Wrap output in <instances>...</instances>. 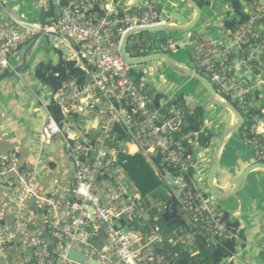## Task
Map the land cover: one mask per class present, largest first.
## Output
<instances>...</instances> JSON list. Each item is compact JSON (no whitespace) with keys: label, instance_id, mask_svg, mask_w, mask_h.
Segmentation results:
<instances>
[{"label":"built area","instance_id":"2783aa9c","mask_svg":"<svg viewBox=\"0 0 264 264\" xmlns=\"http://www.w3.org/2000/svg\"><path fill=\"white\" fill-rule=\"evenodd\" d=\"M251 14V21L235 32L223 29L228 46L203 35L188 46L197 72L209 76L218 97L243 116L244 143L253 149L257 163H264V25L258 13ZM46 23L44 36L53 48L77 61L90 80L83 88L75 81L65 83L53 95L64 125L48 111L43 127L44 143L63 141L73 170L69 185L57 184L50 194L40 196L35 190L36 170L23 164L16 153L0 156V253L6 264H15L11 250L27 256L25 264H79L68 259L71 250L100 264H175L177 254L170 257L165 252L161 229L151 224L148 206L118 162L119 153H126L123 144L110 146L118 126L139 152L149 159L159 153L162 163L176 172L169 186L172 198L182 190L179 207L207 244L235 240L242 248L241 231L230 229L213 206V197L193 183L185 143H191L198 133L177 139L186 125L185 113L177 108L167 114L155 112L145 83L136 80L135 66L121 53L128 32L167 24L157 3L151 0L141 10L121 7L117 0H69ZM40 33L39 24L16 18L0 26V78L16 68L15 53ZM130 38L141 57L151 49L167 54L179 48L170 41L152 43L140 32ZM90 122L97 123L99 135L84 139L80 125ZM31 200L43 225L25 211ZM8 212L13 215L12 227L6 222ZM122 223L133 227L123 228ZM102 229L107 244L99 249L96 243L103 237ZM183 232L169 243L187 244ZM237 253L224 264H234Z\"/></svg>","mask_w":264,"mask_h":264},{"label":"crops","instance_id":"0c3cea01","mask_svg":"<svg viewBox=\"0 0 264 264\" xmlns=\"http://www.w3.org/2000/svg\"><path fill=\"white\" fill-rule=\"evenodd\" d=\"M68 1L69 0H51L49 3L50 7L47 8L46 4L48 3V0H0V26H4L10 23L12 18H16L18 20L24 21L21 19V17H25V16L21 15V11H20V7L22 5L27 4L29 5V7H32L34 13L37 14V21L31 24H39V11L41 10L42 7H45L47 10H49V12L52 9V7H54L55 14L54 16H51V17H55L61 12V8L64 6L63 3L68 2ZM150 1L151 0H126L125 3L127 4H123V3H119L117 0L119 6L121 7L123 6V7L135 8V9H141V10H144ZM154 1L157 3L159 7V11H160L162 19L167 21V24L171 26L186 27L193 21V19L196 16L195 11L189 5L185 4L184 1H181V0H154ZM14 2L22 3V5L16 4ZM54 3H56L57 7L54 6ZM163 4L167 7L166 10H164ZM212 7L214 10L213 15L206 16L202 25H200L198 30H195L194 32L184 34V36L183 34H177L175 37L171 36L168 38L165 36H161L159 34L157 35L152 34L150 36L145 35V37L152 43H161V42H166V41L178 43L177 41H183L184 39L187 38L188 42L184 45V47L187 49V54L182 52L179 47L177 51L171 52L172 54L170 55L172 56L170 57L177 65L187 68V69L195 70L190 67V65L192 66V62L189 58L190 48L188 46V43L192 39H194L197 36L203 35V36L210 37L212 40L215 37L214 39L218 42L220 41V39L222 40V43L226 42L225 44H222L220 42V44H217V45H222V46L229 45V39L224 34L223 32L224 30L222 28L226 15L228 12H230V10H228V5L220 4L219 8H217V5L211 6V8ZM171 8L173 9L172 12L174 11L179 12L181 14V17L173 18L172 14H168V9H171ZM204 10L206 9L205 8L202 9L201 19L199 22L202 21ZM248 10L250 9L246 8V11ZM209 21H212V23H215L212 26L216 25L220 27L223 35H220L217 30L214 33L215 29H213V31L208 32V28L206 29L205 25ZM197 26L198 25H196V27ZM166 38L167 40H164ZM133 50L135 51L134 48ZM27 51H28V47L25 52V55L27 54ZM157 53H162V52L159 49H151L148 55H153ZM33 54H34V49L32 51V55L28 56L27 63H28V59L31 58ZM25 55H24V59H25ZM158 61L160 62L158 66L166 65L164 61L162 60H158ZM27 63H26V66H27ZM13 64L15 67H17L15 62ZM148 64L149 63H144L141 65L135 66V73L143 75V73L147 71L146 66ZM141 67H143L145 70ZM26 75L32 76L34 75V73L31 71H28ZM180 78H182L181 79L182 83H181L180 90L178 91H182V90H185V88L192 87V90H189L188 93L186 91V93L184 94L185 100L187 103V109L193 112L197 108H201L203 109L204 113L205 111H207V109H210L211 101L208 96V93L206 92L205 87L200 82L196 81L195 79H192V78L184 79L185 77H183L182 75L180 76ZM142 81L146 85L144 77L142 78ZM194 89L197 91V93H199L200 99L203 101V103H198L197 100H193V98L191 97L193 96L192 93H194ZM203 90L206 92V96L203 95ZM52 99H53V96H52ZM151 99L153 101V106H152L153 110L160 114L161 113L165 114V112L163 111L166 108L168 102L172 100L173 97L169 98L166 95L165 90H163L157 96L151 97ZM162 99H165V103H162ZM50 104L51 103H48L47 106L43 104L47 112H48V107L50 106ZM33 110L37 111L32 104L21 103L20 101L14 99L13 96H11L10 94L9 96L6 94V98L0 101V156L6 155L9 153H16L21 158V161L23 164L33 167L36 170L37 175H38V181H37L35 190L38 195L45 196V195L50 194L57 184L69 185L72 181L73 170H72L69 157L67 153L65 152V150L63 149L64 147L60 139H55L51 144L55 143L57 145V148L59 150L57 151L55 155L62 157L64 161L63 167L58 168L55 161H49L46 165H41V164L39 165L38 162H35L33 160L35 156V152H33V146H32L33 141L31 140L32 132H33L32 131L33 120L31 119L32 117L31 114ZM22 111H26L29 113L28 128H23V129L21 128V125L24 124L23 122L24 118L21 117ZM227 111L229 113V117H227L226 119H223V122L225 121L227 122L225 131L235 122L234 115L229 110ZM45 122L43 123V127H44ZM210 126H212V123L206 122V124H204L203 127L204 129L208 131ZM81 127H80L81 135H83L82 137L84 139H93L99 135L97 123L90 122L89 124H83V126ZM218 130L219 129H217L216 131L214 130V132H216L215 137H217V134L219 132ZM219 133L220 135L222 134V132H219ZM220 140H221V136L217 138V141L214 146H212L210 143V146L208 148H204V149L202 148L203 151H201L200 149L199 150L196 149L197 147L194 150L192 143L194 142V146H195L196 140L191 142L192 151L190 154V162L193 168L192 169L193 183L198 188H200L203 192L210 195V197H213V196L211 195L210 190H209L208 179H209L210 171L212 168L214 149L217 147ZM233 140H234L233 136H228L225 140V144L222 150L218 154L219 166H218V170L216 172L215 180H214L215 185L217 187L225 189L226 193H229L232 191V188L230 187L232 181L236 179L246 168L254 164V163H251V161L247 157H242L240 153H237L239 160H237V163L233 165L231 170H228L227 160H226L225 155L227 151L232 150L231 148L233 146L231 145V143ZM51 144H47V145H51ZM123 147L126 153H128L129 155H135L139 153L137 146L130 141L126 144H123ZM234 151H233V155H234ZM160 174H161V177L164 179V182H166L165 183L166 186L169 188L171 182L167 183L166 181V178L168 175L167 172H162ZM250 175L264 178V170L256 169L253 172H251L246 177L242 185V188L236 197L231 198L226 201H219V202H221V205H220L221 209L224 210V212L223 211L222 212L228 213L230 215V220L232 222H238L240 224L239 229L242 233V239H243L244 244L242 248H239L238 250L237 262L239 261V258L243 254V252L245 253L248 251L247 254L245 253L246 263L254 264L258 260L264 261V186L251 184L253 180L250 181L251 180ZM213 200H214V197H213ZM165 209L166 207L164 208L163 216L165 215ZM25 211L30 216L34 217L40 223V225H43L42 217L39 214V211L37 210V207L34 201L31 200L25 205ZM222 212L220 213L223 214ZM178 215L184 217L183 212L179 211V209H178ZM6 222L8 223L9 226L11 227L13 226V215L11 212L6 213ZM188 224L190 225L191 229H193V226L191 225L189 221H188ZM164 239L166 240L165 237ZM170 239H172V237H170L168 241H170ZM185 239L187 240L188 243L183 244V246L191 250L194 247L192 245L193 236L191 235V233H187V234L185 233ZM168 244L172 246V244H170L169 242ZM166 246H167V243H166ZM11 256L15 264H25L24 261L25 259L28 258L27 256L18 253L16 250H11ZM0 264H6L1 253H0Z\"/></svg>","mask_w":264,"mask_h":264},{"label":"trees","instance_id":"16d2710c","mask_svg":"<svg viewBox=\"0 0 264 264\" xmlns=\"http://www.w3.org/2000/svg\"><path fill=\"white\" fill-rule=\"evenodd\" d=\"M194 1L201 9H203L204 5L208 4L206 0ZM255 1L256 0H225L226 3L230 4L231 11L227 13L222 28L235 32L240 26L249 23L252 19V14L246 11V8L254 4ZM66 4L67 2L63 3L64 6ZM54 14V7H52L47 14V19L54 16ZM131 40L130 38L128 42L129 54L134 58L141 57L140 54L134 55L131 53ZM56 51L59 54V61L57 63L52 61L38 63L34 70L35 78L42 85L49 87L53 95L69 81H75L81 88L85 87L90 80L85 69L83 67L81 68L77 61L68 60L62 51ZM133 76L138 81L143 78L142 74H137L135 72ZM256 96L258 97V93ZM173 108L183 110L186 115V125L183 128V133L177 135V139H181V137L187 134L198 133L197 136L194 135L192 141H203V145L209 147L213 136L203 127V109L197 108L193 112L189 111L187 109L184 94H178L170 100L163 112L167 114ZM48 111L61 126L64 125V117L61 109L53 100L48 107ZM201 134L205 136L201 137ZM129 141V136L125 130L121 126H118L116 129V138L114 143L110 144V146L118 148L119 144H126ZM185 145L188 148V155L190 156L192 144L186 142ZM118 162L123 166L125 173L133 182L136 190L140 193L148 206L151 215V224L158 226L163 236L166 238L165 243H167V246L165 252L170 257H174L177 254L175 264H224L225 261L238 252L239 244L235 240H223L217 245L207 244L199 228L193 227V229H191L188 221L183 216L169 221L165 220L163 216L164 208L166 204L171 201L172 195L171 190L166 187L160 173L167 172V174L176 175V172L162 163V157L159 153L149 160L142 152L135 155L120 152L118 155ZM162 188H165L166 194H160ZM178 209H180V207H178ZM222 216L230 229L234 231L240 230V224L238 222H232L228 213H223ZM134 226H136L138 231H144V229H141L137 224H134ZM122 227L129 229L132 228L133 225L122 223ZM182 231H184V235L185 233H191L193 236L194 242L192 245L194 247L191 250L184 247L183 244L176 246L168 244L170 237H179L182 235ZM240 234L242 237L241 232Z\"/></svg>","mask_w":264,"mask_h":264},{"label":"rangeland","instance_id":"374dc122","mask_svg":"<svg viewBox=\"0 0 264 264\" xmlns=\"http://www.w3.org/2000/svg\"><path fill=\"white\" fill-rule=\"evenodd\" d=\"M50 1L51 0H48V3L46 4L47 8L50 7V4H49ZM181 1H184V3L188 5V3L185 0H181ZM206 1L208 2V4L204 5V7H203L206 10H204V12H203L202 21L198 22V24H197L198 26L195 27V29L192 30L191 32L198 30L200 25H202L203 21L205 20L206 16L213 15L214 10H213V7L211 8V6L217 5V8H219L220 4L221 5H228V10L231 11L230 4L226 3L225 0H206ZM118 2L123 3V4H127V3H125L126 0H118ZM14 3L22 5V3H19V2H14ZM54 6H56V3H54ZM163 7H164V10H166L167 7L164 4H163ZM247 8L250 9V10H248L250 13H252V12L258 13L259 19H260L259 21L264 25V0H256L254 2V4H252L251 6H248ZM172 10H173L172 8L168 9V14H172L173 18L181 17V14L179 12H177V11L172 12ZM20 11H21V15L25 16V17H21L22 20H24L28 23H33V22L37 21V14L34 13L32 7H29V5H27V4L22 5L20 7ZM48 21H49V19L47 20V22ZM213 24H215V23H212V21H209L205 25L206 29L208 28V32L213 31V29H215L214 33L217 30L220 35H223L220 27H218L216 25L212 26ZM188 33H190V32H188ZM152 34L153 35L159 34L161 36H165L168 38L171 36L175 37L177 34H183V36H184V34H187V33H162V32L161 33H141V35H143V36H145V35L150 36ZM185 36H187V35H185ZM167 38L164 40H167ZM214 38H213V40L215 41L216 44H220V42L222 43L221 39L218 42ZM132 40H131L130 50H131V53L135 55L137 53H135V51L133 50L134 47L132 44ZM177 42L178 43H176V44L179 45L181 51L184 52L185 54H187V49L184 47V45L188 42V39L186 38L183 41H177ZM225 43L226 42H224L222 44H225ZM30 45L27 47L29 48ZM27 47H24L20 51L15 53V55L12 59V62L13 63L15 62L17 67H19L23 64L24 55H25V52L27 50ZM191 53H192V50L190 49V57H189L190 60H191ZM170 54H172V53H168L166 55L172 56ZM50 61H52L54 63L58 62L59 61V54L57 53L56 50H54L53 43L50 42L44 36L36 44V46L34 48L33 56L28 59L27 66L21 70L19 75L13 79H10V80L4 79L0 82V101L4 100L6 98V94L8 96L10 94L11 96H13L14 99L20 101L21 103H30L34 106V108L37 111L33 110L32 114H31V116H32L31 119L33 120V128H32L33 132H32V139L31 140L33 141V143H32L33 152H35V156H34L33 160L35 162H38L39 165L40 164L46 165L49 161H55L58 168H61L64 166V161H63L62 157L55 155L57 153V151L59 150L57 148V145L55 143H53L51 145H47L42 141L43 123L48 119V112L45 109V107L43 106V104H45L47 106L48 103H51V101L53 100L52 99V96H53L52 92H51L49 87L42 85L35 78L34 75H32V76L26 75V73L28 71H31L34 73V70H35L36 66L38 65V63L50 62ZM262 62L264 64V59ZM148 63L149 64L146 66L147 71H145L143 73V77L145 78L146 88H147V91L151 97L157 96L163 90H165L166 95L169 98L170 97L174 98L178 94H185L186 91L188 93L189 90H192V87H188V88H185V90L178 91V90H180L181 83H182V80H181L182 78H180L181 75L179 73L173 71L167 65L158 66L160 63L159 61H150ZM190 67L195 69V71H198L195 68L193 62H192V66L190 65ZM141 68H143V67H141ZM199 73L201 74V72H199ZM203 76H205L208 80H210L209 76H207L205 74H203ZM184 79H188V78L185 77ZM177 92H178V94H177ZM206 92L203 90L204 96H206ZM192 94H193V96H191V94H190V96L193 98V100H197L198 103H203V101L200 99L199 93H197V91L195 89H194V93H192ZM162 103H165V99H162ZM210 103H211L210 109H207V111H205V113L203 112L204 113L203 114V123L204 124H206V122L212 123V126L209 127L208 131L213 136V139L211 140V145L214 146L216 141H217V138L220 136L222 137L223 133L225 132L227 122L226 121L223 122V119H226L227 117H229V113L227 110L215 106L212 102H210ZM21 117L24 118L23 119L24 124L21 125V128L22 129L28 128L29 113L26 111H22ZM81 126H83V125H81ZM81 128H83V127H81ZM244 128H242L240 131H238L233 136L234 140L231 143V145L233 146V147L231 146L232 150L227 151V153L225 155L226 160H227L228 170H231L233 165L235 163H237V160H239L237 153H240V155L242 157H247L251 161V163H257V159L254 156L253 149L244 143V140H243ZM217 129H219L218 131L222 132V134L220 135V133L218 132L217 137H215L216 132H214V130L216 131ZM201 135H202L201 137L205 136L203 134H201ZM61 142H63V141L61 140ZM203 143H204L203 141H196L195 146H194V142H193L192 144H193L194 150L196 147H197L196 149H198V150L200 149L201 151H203L202 148L203 149L208 148V147H205V145H203ZM233 151H234V155H233ZM197 171H198V169H197ZM250 177H251L250 181L253 180L251 184L264 186V178L258 177V176H253V175L252 176L250 175ZM172 179H173L172 176L170 174H168L167 178H166L167 183L168 182L172 183ZM208 182H209V179H208ZM160 192H161L160 194H162V195L166 194L165 188L164 189L162 188ZM220 205H221V202H219L217 199L214 198L213 206H215V207L217 206V208L220 212H222V211L224 212V210L221 209ZM166 206H167V204H166ZM179 211H182L181 208L179 209ZM245 253L247 254L248 251ZM245 253L243 252V254L239 258V261L238 262L236 261L234 264H238V263L248 264V263H246V259H245L246 254ZM254 264H264V261L258 260Z\"/></svg>","mask_w":264,"mask_h":264},{"label":"water","instance_id":"95a60500","mask_svg":"<svg viewBox=\"0 0 264 264\" xmlns=\"http://www.w3.org/2000/svg\"><path fill=\"white\" fill-rule=\"evenodd\" d=\"M188 5L195 11L196 16L193 19V21L186 27H177V26H171L169 24H164V25H158L155 27L151 28H142L137 31H130L128 32L122 42V50L121 53L126 59V61L133 65V66H138L144 63H148L150 61H158L162 60L168 67H170L173 71L179 73L183 77L186 78H192L195 79L196 81L200 82L208 92V95L210 97L211 102L222 109L229 110L235 117V122L223 133L221 140L219 144L217 145L216 149L214 150L213 154V163H212V168L210 171L209 175V190L212 196L217 199L218 201H226L231 198H234L237 196L239 191L242 188V185L246 179V177L253 172L256 169H263L264 170V163H254L253 165H250L248 168H246L236 179H234L231 183V188L232 191L229 193H226L225 189H222L220 187H217L214 183L215 180V175L218 170L219 166V159H218V154L222 150L225 140L228 136H234L238 131H240L244 125V118L238 111V109L232 105L231 103L225 102L222 99H220L211 84V82L202 74L195 70L187 69L184 67H181L177 65L170 56L163 54V53H157L153 55H147L144 57H138L134 58L132 57L129 52H128V42L129 38L135 33V32H140V33H188L191 32L192 30L195 29L196 25L201 19V14H202V9L195 3L194 0H185ZM49 13V10H47L45 7H42L40 12H39V25L41 27V33L37 36L36 40L30 45L28 48L27 54L25 55L24 62L21 66L16 67L12 72L4 76L3 78H0V82L4 79H12L19 75L21 70L26 67L27 63V58L28 56L32 55V51L36 45V43L45 35V29L47 26L46 19H47V14ZM69 157V156H68ZM70 160V157H69ZM182 190H177L174 197L171 199V201L167 204L166 209H165V215L164 218L166 221L177 219L179 217L178 215V207H179V198L181 197ZM101 233L103 235L102 239L96 243V247L101 249L103 245L107 244V240L104 235V230H101ZM68 259L75 262L82 264L83 262H88V264H100L97 261L89 260L88 257L85 255L76 252L74 250H71L68 254Z\"/></svg>","mask_w":264,"mask_h":264}]
</instances>
